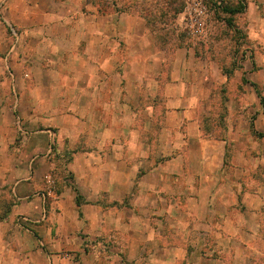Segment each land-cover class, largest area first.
Returning <instances> with one entry per match:
<instances>
[{"label":"crops","instance_id":"crops-1","mask_svg":"<svg viewBox=\"0 0 264 264\" xmlns=\"http://www.w3.org/2000/svg\"><path fill=\"white\" fill-rule=\"evenodd\" d=\"M146 1L0 0V264H204L191 222L214 248L259 238L264 138L240 110L207 120L227 76L164 49Z\"/></svg>","mask_w":264,"mask_h":264},{"label":"rangeland","instance_id":"rangeland-1","mask_svg":"<svg viewBox=\"0 0 264 264\" xmlns=\"http://www.w3.org/2000/svg\"><path fill=\"white\" fill-rule=\"evenodd\" d=\"M204 2L207 14L203 21L195 23L184 17L186 0H147L145 4L140 5V11L147 16L150 30L158 33L159 44L164 49L171 50L176 44H189L195 47L197 58L220 66L222 73L227 76L226 81H219L215 77V94L204 100H211L207 120L211 119L217 128L223 127L229 119L230 107L246 113L243 124L251 131L256 112L264 111V84H256L255 81L258 79L257 71L264 69V0ZM175 10L178 11L176 15ZM235 72L240 74L237 75V78H241L240 84L235 81ZM203 86L204 89L210 88L207 81ZM254 90L258 99L255 95H250ZM236 96L243 97V100L237 101L236 104L233 102ZM235 119L234 116L231 124L236 123L238 119ZM249 151L248 154H255L257 148ZM262 167L264 171V166ZM263 175L264 172L260 170L254 177L264 184ZM260 220L262 227L256 241L248 244L231 243L228 246L215 243V248L211 245L214 234L208 232V229H203L199 223L191 222L189 228L183 225L186 233L190 231L184 248L188 254L201 252L209 256L210 260L204 261V264H264V208L260 213ZM206 232L210 235V245H204L202 241ZM215 256H221L222 261L216 262ZM193 261L194 264L202 263Z\"/></svg>","mask_w":264,"mask_h":264},{"label":"built area","instance_id":"built-area-1","mask_svg":"<svg viewBox=\"0 0 264 264\" xmlns=\"http://www.w3.org/2000/svg\"><path fill=\"white\" fill-rule=\"evenodd\" d=\"M3 3L0 5V9L2 8ZM189 22H201L205 18L207 14V7L205 5L204 0H186V6L183 11ZM6 28L9 36V48H8V55H11L15 52L16 47L20 41V33L16 27L12 24L6 22ZM18 125L21 130V121L18 122ZM42 196V194H40ZM44 197V195H43ZM24 223H28L29 220L27 218H22Z\"/></svg>","mask_w":264,"mask_h":264},{"label":"trees","instance_id":"trees-1","mask_svg":"<svg viewBox=\"0 0 264 264\" xmlns=\"http://www.w3.org/2000/svg\"><path fill=\"white\" fill-rule=\"evenodd\" d=\"M177 13H178V11L175 10L174 15H176ZM146 21H147V24H148V26H149L147 16H146ZM158 40H159V39H158ZM256 90H257V89H256ZM260 101H261V100H260ZM263 112H264V111H263ZM251 127H252V126H251ZM251 132H252V134H253L255 137H257V138H261V139L264 138V134H260V133L254 132V129H253V128L251 129Z\"/></svg>","mask_w":264,"mask_h":264}]
</instances>
